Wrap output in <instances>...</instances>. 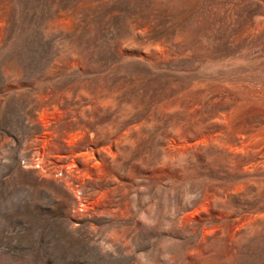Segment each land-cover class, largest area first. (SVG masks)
Segmentation results:
<instances>
[{
	"label": "rangeland",
	"instance_id": "obj_1",
	"mask_svg": "<svg viewBox=\"0 0 264 264\" xmlns=\"http://www.w3.org/2000/svg\"><path fill=\"white\" fill-rule=\"evenodd\" d=\"M0 264H264V0H0Z\"/></svg>",
	"mask_w": 264,
	"mask_h": 264
}]
</instances>
